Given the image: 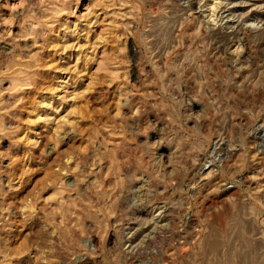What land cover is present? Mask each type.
<instances>
[{
  "label": "rangeland",
  "instance_id": "374dc122",
  "mask_svg": "<svg viewBox=\"0 0 264 264\" xmlns=\"http://www.w3.org/2000/svg\"><path fill=\"white\" fill-rule=\"evenodd\" d=\"M0 264H264V0H0Z\"/></svg>",
  "mask_w": 264,
  "mask_h": 264
},
{
  "label": "bare ground",
  "instance_id": "6f19581e",
  "mask_svg": "<svg viewBox=\"0 0 264 264\" xmlns=\"http://www.w3.org/2000/svg\"><path fill=\"white\" fill-rule=\"evenodd\" d=\"M214 251V250H213Z\"/></svg>",
  "mask_w": 264,
  "mask_h": 264
}]
</instances>
